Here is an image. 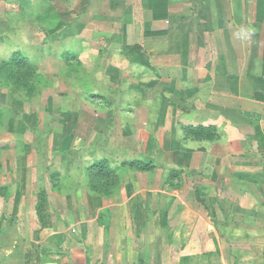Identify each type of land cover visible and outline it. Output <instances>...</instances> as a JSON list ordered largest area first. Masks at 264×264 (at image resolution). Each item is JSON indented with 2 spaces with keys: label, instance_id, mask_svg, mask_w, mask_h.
Returning a JSON list of instances; mask_svg holds the SVG:
<instances>
[{
  "label": "crops",
  "instance_id": "crops-1",
  "mask_svg": "<svg viewBox=\"0 0 264 264\" xmlns=\"http://www.w3.org/2000/svg\"><path fill=\"white\" fill-rule=\"evenodd\" d=\"M80 5L81 25L95 22L94 31H103L98 39L93 29L82 28L81 36L91 40L84 41L85 50L102 48L88 70L102 104L97 110L73 102L58 108L76 107L71 121L66 115L60 119L67 127L62 135L79 126L85 145L56 155L71 157L65 172L84 173L79 180L75 175L72 186L55 185L43 180L45 169L29 168L25 160V166L16 162L7 171L13 178L5 183L28 184L37 196L42 188L43 199L61 207L75 203L85 212L80 216L85 227L88 213L98 228L109 221L117 264H264V0H81ZM124 46H139L141 52L127 55ZM188 126L209 132L189 134L190 144ZM140 158L176 160L167 166L190 171L191 181L176 183L175 198L167 184L118 185L115 176L89 186L90 175H101L99 167L90 169L95 161ZM158 206L169 221L149 215L147 209Z\"/></svg>",
  "mask_w": 264,
  "mask_h": 264
},
{
  "label": "rangeland",
  "instance_id": "rangeland-1",
  "mask_svg": "<svg viewBox=\"0 0 264 264\" xmlns=\"http://www.w3.org/2000/svg\"><path fill=\"white\" fill-rule=\"evenodd\" d=\"M80 1L0 0V63L7 62L15 51L28 63L22 67L14 65L12 72L0 75V195L4 197V200L0 198V264H117L115 248L118 246L114 245L117 240L113 238L109 221H105L106 228H98L91 213H88L89 223L85 227L86 219L80 221L85 212L80 213L75 203L61 207L51 198L46 197L45 200L42 196L40 210L43 226L40 227L37 194L30 191L31 187L28 189V184L26 188L22 184L13 187V181L5 183L13 178L7 175V171L14 168L16 162L18 167L25 166L22 162L25 160L29 168L37 166L45 169L43 180L50 178L55 185L72 186L75 175L80 179V168L76 169L77 173L65 172L71 157L59 160L56 155L64 150L70 152L71 147L81 151L82 145H85L81 144L79 126L74 127L72 135H62L67 127H63L64 120L60 119L68 116V122L71 121L76 107L63 112L58 108L64 109L73 102L79 107H86L87 104L97 110V104H102L96 99V92H92L94 86L91 82L94 79L91 77L94 75L88 73L102 55L98 51L102 48L91 45L84 49V41L91 40L83 38L84 26L81 23L84 16L80 12L83 10ZM92 24L84 29L94 31L97 24ZM102 32L92 33L99 39ZM29 77L41 78L31 87L23 83ZM21 86H29L32 90H17ZM76 113L79 114L80 110ZM57 114H62V117H55ZM50 123L61 126L54 127ZM52 127L56 128L55 137ZM190 137L186 136L192 144ZM86 160V157L81 158L82 162ZM74 161L79 163L80 157L77 156ZM130 161L144 160L140 158L113 164L111 160H105L115 174L90 175L94 183L89 186H98V181L107 182L115 176V184L118 185L131 180L159 186L167 184V193L175 198V193H180L175 190L176 183L187 184L192 178L188 170L167 166L175 164L176 160L149 159L144 161L148 164L147 168L130 165ZM96 168V165L90 167L93 170ZM17 177L19 182L21 174ZM16 187H19L18 193L15 192ZM69 192L71 195L74 193ZM13 193H17L16 200L11 203ZM147 210L151 217L169 221L167 215H162L164 211L161 213V207L155 210L149 207ZM60 213L63 218H60ZM139 246L142 247L141 241Z\"/></svg>",
  "mask_w": 264,
  "mask_h": 264
},
{
  "label": "trees",
  "instance_id": "trees-1",
  "mask_svg": "<svg viewBox=\"0 0 264 264\" xmlns=\"http://www.w3.org/2000/svg\"><path fill=\"white\" fill-rule=\"evenodd\" d=\"M124 52L129 55L130 53H132V51L137 50L138 52H141V49L139 46H124L123 47ZM14 65H18L20 67L22 66H26L28 65L27 60L25 57L23 56H19V54L17 53V51H15L12 54V57L4 63H0V75H3L4 73H9L12 72V67ZM41 77H29L27 78L28 81H23L24 85L25 83H27L26 85H31V87H34L35 81L38 79H40ZM27 88H29L30 90H32V88H30L29 86H27ZM25 86H21L19 87L17 90H22V92H25V90L27 89ZM27 92V91H26ZM209 129L207 127H202V126H188L184 129L186 134H193V135H197V136H206L208 134ZM130 165L135 166V164L137 166H142L143 168H147L148 164L147 162L144 161H130L129 162ZM96 167L98 168V171H101L102 175L108 176L110 175L109 173L111 172V168L104 162V161H99L98 163H95ZM96 170V169H95ZM109 171V173H107ZM98 175V174H97ZM42 188H40L39 192H38V199H39V205H38V219H39V224L42 227L43 226V219H42V215H41V206H42Z\"/></svg>",
  "mask_w": 264,
  "mask_h": 264
}]
</instances>
